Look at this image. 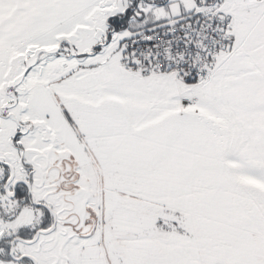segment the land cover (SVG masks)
Masks as SVG:
<instances>
[{"label": "snow or ice", "instance_id": "snow-or-ice-1", "mask_svg": "<svg viewBox=\"0 0 264 264\" xmlns=\"http://www.w3.org/2000/svg\"><path fill=\"white\" fill-rule=\"evenodd\" d=\"M0 264H264V0H0Z\"/></svg>", "mask_w": 264, "mask_h": 264}]
</instances>
